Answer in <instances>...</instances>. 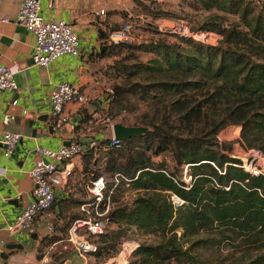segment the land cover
<instances>
[{
	"label": "trees",
	"instance_id": "trees-1",
	"mask_svg": "<svg viewBox=\"0 0 264 264\" xmlns=\"http://www.w3.org/2000/svg\"><path fill=\"white\" fill-rule=\"evenodd\" d=\"M189 6L218 13L195 32L219 33L220 44L180 36L179 44L113 45L154 56L123 72L169 77L134 85V95L149 102L145 133L119 144L100 138L81 157L80 175L104 178L114 203L89 255L97 260L114 257L137 235L157 242L138 243L126 264H209L202 253L222 245L239 256L236 264H264V175L246 171L233 144L218 140L227 127L240 126L242 146L264 155V2L192 0ZM100 38L102 58L109 54L107 33ZM114 89L110 116L120 95ZM198 93L202 99L193 100ZM92 120L83 115L81 123ZM106 174L122 176L115 188ZM127 190L137 192L131 203L121 200Z\"/></svg>",
	"mask_w": 264,
	"mask_h": 264
},
{
	"label": "crops",
	"instance_id": "crops-1",
	"mask_svg": "<svg viewBox=\"0 0 264 264\" xmlns=\"http://www.w3.org/2000/svg\"><path fill=\"white\" fill-rule=\"evenodd\" d=\"M23 1L3 0L0 18L15 20ZM39 1L45 19H63L72 23L80 38V55L63 56L48 68L39 67L32 60L33 35L20 25L0 21V63L15 73L19 87L17 92L0 95V264H37L45 254L51 264H102L94 261L97 259L93 256L80 257L65 241L71 222L82 216L81 205L92 202L89 198L78 199L79 187L88 193L92 182L80 175L79 185L73 184L78 170L82 171V158L74 160V175L64 188L57 189L52 209L36 220L33 233H14L15 223L19 214L34 200L30 170L35 165L38 147L57 150L78 135L84 143L90 138H108L106 131L110 132L109 138L113 136L108 127L104 132L87 134L88 124L94 121L82 124L83 116L76 113L72 124L53 132L48 129L49 124L39 122L38 118L46 114L50 116L49 97L54 87L61 83L82 88L92 99L107 98L98 79L99 67L104 62L100 57L101 47L105 42L100 36L107 33L101 23L105 21L114 28V23L130 20L134 16L132 10L137 6L134 0ZM99 9H105L107 16L93 17L92 12ZM97 49H100V55L92 56L93 50ZM93 112L101 113V109L95 105L89 114ZM26 113H35L36 118L30 120ZM97 128L93 127V130ZM6 132L23 136L9 158L4 156L5 147L1 142ZM2 241L6 243L3 248Z\"/></svg>",
	"mask_w": 264,
	"mask_h": 264
},
{
	"label": "built area",
	"instance_id": "built-area-1",
	"mask_svg": "<svg viewBox=\"0 0 264 264\" xmlns=\"http://www.w3.org/2000/svg\"><path fill=\"white\" fill-rule=\"evenodd\" d=\"M89 1V0H82ZM253 1L259 5L257 0ZM3 0H0V12ZM93 17H106L105 9L94 10ZM3 23H15L27 29L34 37V48L32 60L35 65L43 68L50 67L54 62L63 56L78 57L80 55V38L74 30L72 23L59 19L47 20L41 15V4L39 0H24L15 20L8 17L0 18ZM107 31L108 38L106 43L110 45L126 44L130 45L135 33L133 23L128 20L123 22L119 28H112L101 23ZM180 36L187 38H196V33H191L188 29L180 30ZM105 95L107 98L100 97L92 99L82 88L70 84L61 83L54 87L50 94L49 102L51 105L50 124L54 131H60L66 125L72 124L73 114L83 116L88 113L95 105L99 106L106 126L113 131L115 123L108 114L109 102L114 97V89L106 87ZM19 90L15 73L7 66L0 63V95L4 92H17ZM93 115L96 113H92ZM91 114V115H92ZM79 136V137H78ZM70 140L69 146L62 145L57 150L38 147L36 149L37 159L35 165L30 170V177L34 183L33 197L34 200L25 207L16 219V226H20L25 233H33V226L36 220L51 210L56 200L57 189L64 188L74 175V160L81 158L88 149L97 146L98 141L90 138L84 143L80 135ZM23 139L19 133L6 132L2 136V144L4 145V156L9 158L15 151L18 143ZM114 144H119L120 140L111 137ZM263 155L260 151L250 150L244 165L246 171L253 175H264ZM121 175L117 174L114 185L119 184ZM106 182L104 178L93 181L89 188L92 193V202H85L81 205L82 216L73 220L68 227L65 241L70 244L76 253L82 257H88L96 250L94 240L104 235L109 224L108 213L112 209L114 203L110 196H105ZM112 193V192H110ZM111 195V194H110ZM180 203L179 200H175ZM53 229V228H52ZM51 229V230H52ZM128 244V243H127ZM132 246L126 258L138 247L135 241L129 242ZM6 243L1 242V247H5ZM52 249V248H51ZM50 249V250H51ZM126 263V262H125ZM124 263V264H125ZM37 264H51L48 260V254L39 259Z\"/></svg>",
	"mask_w": 264,
	"mask_h": 264
},
{
	"label": "rangeland",
	"instance_id": "rangeland-1",
	"mask_svg": "<svg viewBox=\"0 0 264 264\" xmlns=\"http://www.w3.org/2000/svg\"><path fill=\"white\" fill-rule=\"evenodd\" d=\"M134 1L137 8L132 10L134 16L130 18V21L133 23L135 29V33L133 35L134 40L131 43L133 45L150 43L154 41H162L167 44H179L180 42L178 37H180L179 33L183 28L188 29L192 34L196 33L198 37L193 39L204 44L216 46L223 40V36L216 32L203 30L195 32V30L198 29L203 23L212 21L210 19L211 15L218 13L208 12L197 7H190L189 3L192 0H144L142 3L136 2V0ZM257 1H259L260 4L264 2V0ZM120 25L121 23L116 22L113 24V27L119 28ZM107 45H109V54L102 57L104 62L102 66L99 67L101 74H99L100 76H98V79L103 85L101 88L103 89L104 93H107L105 91L106 87L112 89L119 88L118 91L120 92V95H118L117 102L111 111L112 121L115 124L120 123L127 127H143L142 125L145 123V116L149 115L150 113V107L148 105L149 102H145L141 98L134 95L136 91L134 85H149L154 81L166 79L169 76H158L155 74L131 76L125 71L123 72L122 67H129L135 65L136 63H147L152 58H154V56L152 54L136 52L132 49L122 46L114 47L108 43ZM121 92H124L125 96L124 99L122 98V101L120 100L121 102H119V98H121ZM202 95L203 93H198L195 97H193V100L198 101L202 99ZM168 106L169 103L165 102L164 104L160 105V108L162 111H164V108ZM94 120V122L88 124L86 132L87 134H92L95 131L104 132L107 130V126L103 120L102 114H94ZM95 122H98L97 125H95ZM93 127L98 128L97 130H93ZM240 132V126L227 127L220 133L218 140L220 143H232L234 148L233 156L241 159L244 165H249L246 160L248 159L250 150H246L242 146ZM106 133L109 138L110 132L106 131ZM261 164L264 167V162L261 161ZM80 174L81 172L78 170L73 180V184L75 186L79 185ZM116 175L117 174H115L114 177L109 178V175L106 174L105 177L107 180L109 179V183L114 184ZM115 187L116 186L114 185V188ZM78 191V199L80 201H84L86 198H93L92 193H87L88 190L83 188L80 189L79 187ZM136 195V191L127 190L125 196H123L121 200L123 203H131L135 199ZM181 234L182 232L180 231L179 235ZM131 241L149 244L157 242L153 236L137 235H135ZM129 242L130 241H126L120 247V250L114 257H111L105 261H94H101L103 262L102 264L127 263L129 258H126V256L129 249L132 247ZM202 257L209 264H236L238 263L239 259L238 255L229 256L228 249L224 245H222L220 249L204 251V253H202ZM92 264H96V262H93Z\"/></svg>",
	"mask_w": 264,
	"mask_h": 264
},
{
	"label": "water",
	"instance_id": "water-1",
	"mask_svg": "<svg viewBox=\"0 0 264 264\" xmlns=\"http://www.w3.org/2000/svg\"><path fill=\"white\" fill-rule=\"evenodd\" d=\"M104 50H105L104 47H101V53H103ZM26 117L30 120H34L36 118L35 113H32V114L26 113ZM38 121L43 123V124H46V125L49 124V126L47 125L48 129L52 132L54 131L53 126L50 124V118H49L48 114L39 117ZM67 128H68V126H67ZM146 131H147V129L142 128V127H127V126H124L123 124H120V123L115 124L113 126L114 137L116 139L124 142V143L127 142L130 138L139 136V135L145 133ZM71 132H72V130H71ZM69 144H70V141H68L64 145L69 146ZM20 230H21V227L17 226L14 233H18Z\"/></svg>",
	"mask_w": 264,
	"mask_h": 264
},
{
	"label": "flooded vegetation",
	"instance_id": "flooded-vegetation-1",
	"mask_svg": "<svg viewBox=\"0 0 264 264\" xmlns=\"http://www.w3.org/2000/svg\"><path fill=\"white\" fill-rule=\"evenodd\" d=\"M98 55H100V49L93 50L92 56H98Z\"/></svg>",
	"mask_w": 264,
	"mask_h": 264
}]
</instances>
